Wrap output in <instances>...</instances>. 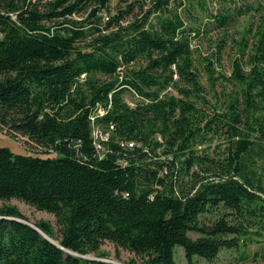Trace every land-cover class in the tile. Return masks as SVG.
<instances>
[{"label": "trees", "instance_id": "trees-1", "mask_svg": "<svg viewBox=\"0 0 264 264\" xmlns=\"http://www.w3.org/2000/svg\"><path fill=\"white\" fill-rule=\"evenodd\" d=\"M112 1L0 0V128L55 153L0 146V199L60 225L33 223L57 245L3 204L0 264H115L106 241L141 257L128 264H177L176 246L211 261L248 242L264 261V1L198 0L207 26L191 0ZM249 13L247 62L208 99L193 42Z\"/></svg>", "mask_w": 264, "mask_h": 264}, {"label": "rangeland", "instance_id": "rangeland-1", "mask_svg": "<svg viewBox=\"0 0 264 264\" xmlns=\"http://www.w3.org/2000/svg\"><path fill=\"white\" fill-rule=\"evenodd\" d=\"M189 1V0H185ZM194 6V13L198 16L200 22L199 26H207L208 19L206 17L205 11L202 10L201 4L198 3V0H191ZM264 1V0H262ZM117 0L112 1V5L116 4ZM254 4L258 5V0H244L239 2V4ZM217 0H209L208 6L210 10H214L219 6ZM257 21V16L254 13H249L247 15L240 16L237 22L231 27L228 33H222L216 28H212L207 34L201 35L200 38H197L193 42V47L196 56V67L200 72L201 83L205 87V93L208 99L214 100V94L216 92L222 91L223 88L227 89L233 88L232 83H228L224 79V75L231 74L232 63L236 58H241L243 62H247L248 54L250 48L244 47L241 48L240 45L242 40L247 42L251 41L252 32L247 31L249 25L255 24ZM220 37H225L226 42L221 52L220 56L217 55V43ZM217 55V56H216ZM206 58H209L213 61L212 67L214 70V79L213 81L208 77L207 71V61ZM245 67L248 68L245 64ZM222 74V75H221ZM217 90V91H215ZM0 146H8L12 150L19 153H32L39 154L42 156L46 155H55V153H46L44 149L33 144L26 136L22 134H10L6 129L0 128ZM3 204H13L16 205L23 214H25L31 223L35 221L44 219L49 220L53 226L57 235L60 233V225L57 222V219L54 214L45 211L39 210L35 206L28 204L17 198H11L9 200L0 199V206ZM191 236L196 237L198 234L191 232ZM56 242L58 240L53 238ZM261 247V243L254 242L242 246L238 249H221L218 256L213 260H207L201 257H194L193 262L189 263L184 249L182 246H176L174 250V257L177 261V264H264V261L261 257H255V252L258 251ZM102 251L107 254L109 260H113L120 264H128L130 261L134 260L136 263L141 262V257L134 251L123 247H117L111 241H106L102 247ZM241 252L246 254L248 258L240 259ZM88 256L96 257L95 253H90Z\"/></svg>", "mask_w": 264, "mask_h": 264}, {"label": "water", "instance_id": "water-1", "mask_svg": "<svg viewBox=\"0 0 264 264\" xmlns=\"http://www.w3.org/2000/svg\"><path fill=\"white\" fill-rule=\"evenodd\" d=\"M29 223L30 225H32L33 227L37 228L38 230H40L37 226H35L33 223H30V222H27ZM50 241H52L53 243L59 245V243L55 242L50 236H48L46 233H44L42 230H40ZM82 257H85V258H89V259H97V257H91V256H88V255H81ZM108 261H111V262H114L115 264H120V263H117L113 260H109V259H106Z\"/></svg>", "mask_w": 264, "mask_h": 264}, {"label": "built area", "instance_id": "built-area-1", "mask_svg": "<svg viewBox=\"0 0 264 264\" xmlns=\"http://www.w3.org/2000/svg\"><path fill=\"white\" fill-rule=\"evenodd\" d=\"M107 134H108V133H106V134L103 135V134L99 133V136H100L102 139H104V138L107 137ZM132 144H133V142L130 143V145H132ZM96 145H97L98 147H101V143H100V141H97Z\"/></svg>", "mask_w": 264, "mask_h": 264}, {"label": "bare ground", "instance_id": "bare-ground-1", "mask_svg": "<svg viewBox=\"0 0 264 264\" xmlns=\"http://www.w3.org/2000/svg\"><path fill=\"white\" fill-rule=\"evenodd\" d=\"M53 239V238H52ZM54 240V239H53ZM55 241V240H54ZM56 242V241H55ZM57 243H59V242H57Z\"/></svg>", "mask_w": 264, "mask_h": 264}]
</instances>
